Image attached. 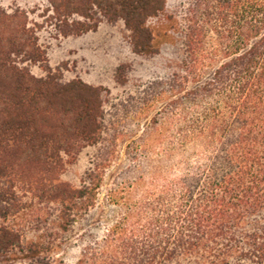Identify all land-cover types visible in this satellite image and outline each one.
I'll return each mask as SVG.
<instances>
[{"label":"trees","instance_id":"1","mask_svg":"<svg viewBox=\"0 0 264 264\" xmlns=\"http://www.w3.org/2000/svg\"><path fill=\"white\" fill-rule=\"evenodd\" d=\"M44 1L64 38L122 22L132 52L155 57L172 37L150 26L169 0ZM190 14L176 29L185 58L160 92L174 98L155 122L160 158L141 206L113 228L119 255L103 264H264V0H192ZM38 31L28 12L0 6V263L17 254L49 264L9 225L27 201L57 206L65 232L96 200L62 175L102 139V90L52 72Z\"/></svg>","mask_w":264,"mask_h":264},{"label":"rangeland","instance_id":"2","mask_svg":"<svg viewBox=\"0 0 264 264\" xmlns=\"http://www.w3.org/2000/svg\"><path fill=\"white\" fill-rule=\"evenodd\" d=\"M192 0H169L167 11L150 21L160 35L169 33L161 54L136 56L122 22L103 20L98 28L80 37L64 38L46 22L44 0H0L8 12H28L39 28V43L48 67L63 82L82 80L102 90L105 129L101 141L84 147L66 165L62 180L77 188L96 189L92 207L81 205L68 231L58 228V207L26 202L25 210L10 226L40 245V260L49 264H103L119 255L113 228L140 207L147 190L152 161L163 148L161 122L167 104L174 99L160 96L185 58V39L176 29L190 22ZM32 73L44 78L42 67ZM157 165V163H155ZM116 238V239H115ZM17 254L0 264H38ZM178 264V263H170ZM190 264V263H182Z\"/></svg>","mask_w":264,"mask_h":264}]
</instances>
